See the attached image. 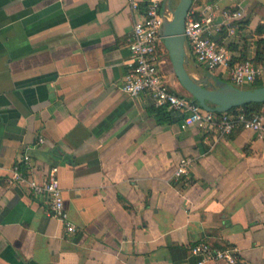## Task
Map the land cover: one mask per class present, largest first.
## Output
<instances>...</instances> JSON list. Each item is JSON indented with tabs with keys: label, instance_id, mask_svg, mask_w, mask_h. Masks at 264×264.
<instances>
[{
	"label": "crops",
	"instance_id": "obj_1",
	"mask_svg": "<svg viewBox=\"0 0 264 264\" xmlns=\"http://www.w3.org/2000/svg\"><path fill=\"white\" fill-rule=\"evenodd\" d=\"M213 1L218 21L225 9L247 13L234 35H214L232 60L264 59V0ZM134 20L127 0H0V264H200L191 246L202 241L264 264V140L242 127L223 138L181 130L149 93L126 94ZM186 51L193 78L231 81ZM25 154L29 177L59 168L75 232L27 184L8 183Z\"/></svg>",
	"mask_w": 264,
	"mask_h": 264
},
{
	"label": "built area",
	"instance_id": "obj_2",
	"mask_svg": "<svg viewBox=\"0 0 264 264\" xmlns=\"http://www.w3.org/2000/svg\"><path fill=\"white\" fill-rule=\"evenodd\" d=\"M127 2L135 20L133 34L128 42L130 53L126 61L127 72L122 90L133 99L138 98L141 93H149L157 107L167 106L180 117L181 130L204 129L223 138L242 127L254 131L258 138L264 140V105L260 111L254 113H247L243 108L235 111H209L192 97L171 90L167 75L163 71L166 63L163 55L169 57V52L161 33L164 20L172 17L168 0ZM246 16V10L238 6L225 9L218 21L215 1L194 0L184 28L186 48L194 54L195 60L212 72L219 68L228 69L232 83L238 87L258 80L264 81V59L233 61L227 45L219 43L214 35L223 29L229 35H234ZM40 141L44 142L43 137ZM30 166L29 155L20 156L12 166L8 183L27 184L32 195L41 196L47 202V215L64 222L69 232H75L76 226L70 220L65 207L59 168H49L45 177L39 180L27 176L23 171L24 167ZM191 167L192 158H183L176 167L175 177L180 179L188 176ZM191 251L199 258L200 264L220 260L237 264L240 257L237 248L231 245L217 247L206 241L193 244Z\"/></svg>",
	"mask_w": 264,
	"mask_h": 264
},
{
	"label": "water",
	"instance_id": "obj_3",
	"mask_svg": "<svg viewBox=\"0 0 264 264\" xmlns=\"http://www.w3.org/2000/svg\"><path fill=\"white\" fill-rule=\"evenodd\" d=\"M168 3L171 5L172 0H168ZM193 3L194 0H179L177 6L172 8V17L166 18L161 28L174 73L183 89L209 111L222 112L248 103H264V85L243 88L225 80L216 79V86L210 87L189 74L186 68L188 55L184 28L187 14ZM224 87L232 89L235 93L218 94Z\"/></svg>",
	"mask_w": 264,
	"mask_h": 264
},
{
	"label": "trees",
	"instance_id": "obj_4",
	"mask_svg": "<svg viewBox=\"0 0 264 264\" xmlns=\"http://www.w3.org/2000/svg\"><path fill=\"white\" fill-rule=\"evenodd\" d=\"M258 32L259 33H264V24L263 25H260L258 27ZM261 59H263V58H261ZM262 85H264V81L263 80H258V81H255L252 84L245 85V86H241V87H243V88H254V87H258V86H262ZM171 90L174 91V92H176L174 89H171ZM176 93H178V92H176ZM263 105H264V103H248V104H245V105H242V106L233 107L231 109V111H235L237 109L243 108L247 113H254V112L260 111V109L262 108ZM166 107L167 106H162V107H158V108H165L166 109Z\"/></svg>",
	"mask_w": 264,
	"mask_h": 264
},
{
	"label": "rangeland",
	"instance_id": "obj_5",
	"mask_svg": "<svg viewBox=\"0 0 264 264\" xmlns=\"http://www.w3.org/2000/svg\"><path fill=\"white\" fill-rule=\"evenodd\" d=\"M178 2H179V0H172L171 5L169 6L171 13H172V8H175V7L177 6ZM163 54H164V53H163ZM163 56H164V58H165V62H166V64H167V66L170 67V68H172V64H171V61H170L169 57H168L166 54H164ZM172 69H173V68H172ZM207 86L214 87V86H216V84H214V83L211 84V83H210V84L207 85ZM188 96H189V95H188Z\"/></svg>",
	"mask_w": 264,
	"mask_h": 264
},
{
	"label": "bare ground",
	"instance_id": "obj_6",
	"mask_svg": "<svg viewBox=\"0 0 264 264\" xmlns=\"http://www.w3.org/2000/svg\"><path fill=\"white\" fill-rule=\"evenodd\" d=\"M235 92L232 89L224 87V89L220 90L218 94L221 95H228V94H234Z\"/></svg>",
	"mask_w": 264,
	"mask_h": 264
}]
</instances>
